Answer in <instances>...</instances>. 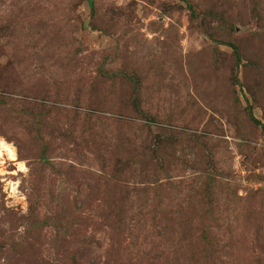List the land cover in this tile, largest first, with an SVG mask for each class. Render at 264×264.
I'll list each match as a JSON object with an SVG mask.
<instances>
[{"label": "rangeland", "instance_id": "1", "mask_svg": "<svg viewBox=\"0 0 264 264\" xmlns=\"http://www.w3.org/2000/svg\"><path fill=\"white\" fill-rule=\"evenodd\" d=\"M252 115L264 0H0V264H264Z\"/></svg>", "mask_w": 264, "mask_h": 264}, {"label": "bare ground", "instance_id": "2", "mask_svg": "<svg viewBox=\"0 0 264 264\" xmlns=\"http://www.w3.org/2000/svg\"><path fill=\"white\" fill-rule=\"evenodd\" d=\"M7 144V143H6ZM3 147L2 148H5V149H8L7 151H9V154H10V157H11V159L12 160H14L15 159V151H14V149L13 148H10V147H7L5 144H3L2 145ZM12 146V145H11ZM3 152H4V150H3ZM2 152V153H3ZM8 157V156H7ZM21 167V166H20Z\"/></svg>", "mask_w": 264, "mask_h": 264}, {"label": "trees", "instance_id": "3", "mask_svg": "<svg viewBox=\"0 0 264 264\" xmlns=\"http://www.w3.org/2000/svg\"><path fill=\"white\" fill-rule=\"evenodd\" d=\"M231 46L234 48L235 52L237 53L238 52L237 47L236 46H233V45H231ZM252 120L257 125L264 127V124H262L260 121H258L253 115H252Z\"/></svg>", "mask_w": 264, "mask_h": 264}]
</instances>
